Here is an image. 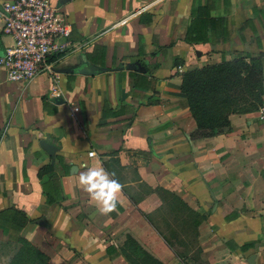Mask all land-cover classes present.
I'll list each match as a JSON object with an SVG mask.
<instances>
[{
  "label": "crops",
  "instance_id": "obj_1",
  "mask_svg": "<svg viewBox=\"0 0 264 264\" xmlns=\"http://www.w3.org/2000/svg\"><path fill=\"white\" fill-rule=\"evenodd\" d=\"M52 1L67 51L25 83L0 68V212L23 222L0 229V264L17 237L48 264H130L126 235L161 264H264V0ZM237 53L262 54L261 106L190 137L181 73ZM89 167L123 185L107 215L79 183Z\"/></svg>",
  "mask_w": 264,
  "mask_h": 264
},
{
  "label": "trees",
  "instance_id": "obj_2",
  "mask_svg": "<svg viewBox=\"0 0 264 264\" xmlns=\"http://www.w3.org/2000/svg\"><path fill=\"white\" fill-rule=\"evenodd\" d=\"M261 55L258 53L256 57L245 59L241 53H237L235 59H222L181 73L179 89L184 94L186 107L195 124L190 137H209L221 133L229 127L230 114L248 112L261 106ZM1 213L0 229L11 238L8 229H20L23 222ZM16 240L18 249L7 264H48L47 256L28 240L22 237ZM121 252L130 264H161L128 235Z\"/></svg>",
  "mask_w": 264,
  "mask_h": 264
},
{
  "label": "built area",
  "instance_id": "obj_3",
  "mask_svg": "<svg viewBox=\"0 0 264 264\" xmlns=\"http://www.w3.org/2000/svg\"><path fill=\"white\" fill-rule=\"evenodd\" d=\"M153 1L140 4L112 22L102 32L125 24L149 9ZM1 31L11 37L0 54V68L12 82H28L50 71L51 61L65 53L69 31L59 7L52 0H4L0 4ZM264 119V107L262 108ZM89 156L92 151L87 152Z\"/></svg>",
  "mask_w": 264,
  "mask_h": 264
},
{
  "label": "clouds",
  "instance_id": "obj_4",
  "mask_svg": "<svg viewBox=\"0 0 264 264\" xmlns=\"http://www.w3.org/2000/svg\"><path fill=\"white\" fill-rule=\"evenodd\" d=\"M79 183L96 201L101 214L107 215L117 209L118 194L123 185L115 178L114 172L109 173L102 167H89L87 172L79 174Z\"/></svg>",
  "mask_w": 264,
  "mask_h": 264
},
{
  "label": "rangeland",
  "instance_id": "obj_5",
  "mask_svg": "<svg viewBox=\"0 0 264 264\" xmlns=\"http://www.w3.org/2000/svg\"><path fill=\"white\" fill-rule=\"evenodd\" d=\"M5 247L0 243V254L4 253ZM2 258V256H0Z\"/></svg>",
  "mask_w": 264,
  "mask_h": 264
},
{
  "label": "water",
  "instance_id": "obj_6",
  "mask_svg": "<svg viewBox=\"0 0 264 264\" xmlns=\"http://www.w3.org/2000/svg\"><path fill=\"white\" fill-rule=\"evenodd\" d=\"M0 10H1V6H0ZM247 262H248V264H251L252 260H251V261H250V260H248Z\"/></svg>",
  "mask_w": 264,
  "mask_h": 264
}]
</instances>
